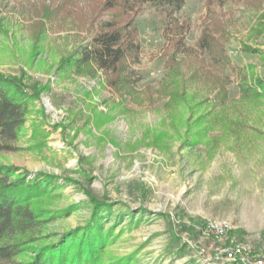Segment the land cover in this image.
I'll list each match as a JSON object with an SVG mask.
<instances>
[{
  "label": "rangeland",
  "instance_id": "obj_1",
  "mask_svg": "<svg viewBox=\"0 0 264 264\" xmlns=\"http://www.w3.org/2000/svg\"><path fill=\"white\" fill-rule=\"evenodd\" d=\"M117 29L116 71L78 61ZM1 74L34 97L0 169L46 183L13 264L93 225L95 264L264 257V0H0ZM224 220L225 241L207 235Z\"/></svg>",
  "mask_w": 264,
  "mask_h": 264
},
{
  "label": "trees",
  "instance_id": "obj_2",
  "mask_svg": "<svg viewBox=\"0 0 264 264\" xmlns=\"http://www.w3.org/2000/svg\"><path fill=\"white\" fill-rule=\"evenodd\" d=\"M147 1L179 10L185 0H111L115 5L131 2L141 5ZM125 42V35L120 29L104 33L95 39L93 51L85 50L78 61L82 64L94 62L101 70L116 71L130 50L124 48ZM259 87L264 91L262 84ZM33 97V93L31 96L26 94L20 81L0 75V140H17ZM12 176L11 169H0V264H13L14 260L21 257L25 242L37 233L42 222V213L33 209V204L46 191V183L39 176L28 180L24 175L11 180ZM96 219L99 217L93 220ZM100 228L93 225L74 230L64 235L60 243L40 249L36 258L25 264H95L97 254L94 249L100 248L99 243H102L101 239H97Z\"/></svg>",
  "mask_w": 264,
  "mask_h": 264
},
{
  "label": "built area",
  "instance_id": "obj_3",
  "mask_svg": "<svg viewBox=\"0 0 264 264\" xmlns=\"http://www.w3.org/2000/svg\"><path fill=\"white\" fill-rule=\"evenodd\" d=\"M233 229L232 223L228 220L211 222L207 227L206 233L208 236H215L219 241H225L228 234ZM225 260L243 264H264V257L254 262H250L248 256L252 253L251 246L247 243H239V245L228 246L223 249ZM247 256V257H246Z\"/></svg>",
  "mask_w": 264,
  "mask_h": 264
}]
</instances>
